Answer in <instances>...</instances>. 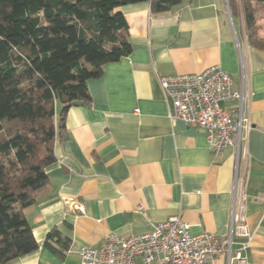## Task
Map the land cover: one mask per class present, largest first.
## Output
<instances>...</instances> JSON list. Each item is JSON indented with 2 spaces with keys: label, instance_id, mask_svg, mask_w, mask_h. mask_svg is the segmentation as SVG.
<instances>
[{
  "label": "crops",
  "instance_id": "obj_1",
  "mask_svg": "<svg viewBox=\"0 0 264 264\" xmlns=\"http://www.w3.org/2000/svg\"><path fill=\"white\" fill-rule=\"evenodd\" d=\"M119 10L131 52L87 81L89 103L67 111L55 160L45 168L48 183L25 209L37 248L12 264H79L81 246L109 233L149 232L172 214H180L191 234L208 232L224 241L236 170V192H243L238 223L250 235L234 232L230 261L221 254L208 264H264V49L248 43L240 18L234 25L227 0H182L159 14L148 1ZM212 65L230 74L233 90L244 88L251 126L238 160L232 147L214 157L204 129L167 116L158 76ZM53 227L61 234L48 248L44 239ZM237 253L245 262L234 258Z\"/></svg>",
  "mask_w": 264,
  "mask_h": 264
},
{
  "label": "trees",
  "instance_id": "obj_2",
  "mask_svg": "<svg viewBox=\"0 0 264 264\" xmlns=\"http://www.w3.org/2000/svg\"><path fill=\"white\" fill-rule=\"evenodd\" d=\"M144 1L153 14L182 2L0 0V264L37 248L25 209L48 183L45 168L55 160L53 146L64 136L66 113L90 102L89 79L130 54L119 7ZM227 4L231 17L242 20L248 43L264 49V0ZM60 234L53 227L44 245L52 248ZM68 241L65 236L63 248Z\"/></svg>",
  "mask_w": 264,
  "mask_h": 264
},
{
  "label": "built area",
  "instance_id": "obj_3",
  "mask_svg": "<svg viewBox=\"0 0 264 264\" xmlns=\"http://www.w3.org/2000/svg\"><path fill=\"white\" fill-rule=\"evenodd\" d=\"M158 81L167 101L169 120L180 119L188 126L204 129L214 157L232 147L238 160L251 125L243 111L244 88L233 90L230 74L212 65L200 72L159 75ZM227 102L234 104L224 107L222 103ZM234 183L228 239L221 241L208 232L191 234L180 214H172L152 224L149 232L127 236L109 233L96 245L81 246L77 251L79 264H208L221 254L229 262L233 233L250 235L246 225L238 223L243 192H236L237 170ZM135 210L141 213L142 206L137 205ZM234 258L245 262L239 253Z\"/></svg>",
  "mask_w": 264,
  "mask_h": 264
},
{
  "label": "rangeland",
  "instance_id": "obj_4",
  "mask_svg": "<svg viewBox=\"0 0 264 264\" xmlns=\"http://www.w3.org/2000/svg\"><path fill=\"white\" fill-rule=\"evenodd\" d=\"M228 7V6H227ZM229 9V8H228ZM228 13H230V12H228ZM232 21H233V23H234V25L235 26H237V24H238V19L234 16L233 18H232ZM260 22H263V20H261ZM264 25V24H263ZM263 30H264V28H263Z\"/></svg>",
  "mask_w": 264,
  "mask_h": 264
},
{
  "label": "water",
  "instance_id": "obj_5",
  "mask_svg": "<svg viewBox=\"0 0 264 264\" xmlns=\"http://www.w3.org/2000/svg\"><path fill=\"white\" fill-rule=\"evenodd\" d=\"M227 6H228V4H227Z\"/></svg>",
  "mask_w": 264,
  "mask_h": 264
}]
</instances>
